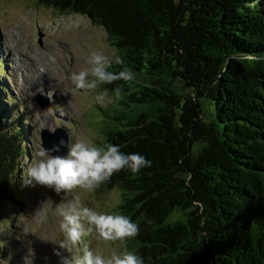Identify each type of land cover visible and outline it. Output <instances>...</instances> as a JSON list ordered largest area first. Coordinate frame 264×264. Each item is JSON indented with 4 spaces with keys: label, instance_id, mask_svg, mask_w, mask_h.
<instances>
[{
    "label": "trees",
    "instance_id": "trees-1",
    "mask_svg": "<svg viewBox=\"0 0 264 264\" xmlns=\"http://www.w3.org/2000/svg\"><path fill=\"white\" fill-rule=\"evenodd\" d=\"M38 3L102 28L124 61L109 70L135 73L104 85L122 90L101 130V145L152 161L102 185L139 225L127 250L144 264H264V0ZM2 95L0 202L17 201L26 133Z\"/></svg>",
    "mask_w": 264,
    "mask_h": 264
},
{
    "label": "rangeland",
    "instance_id": "rangeland-1",
    "mask_svg": "<svg viewBox=\"0 0 264 264\" xmlns=\"http://www.w3.org/2000/svg\"><path fill=\"white\" fill-rule=\"evenodd\" d=\"M93 50L104 51L114 61L117 59L106 32L88 18L60 14L40 5L38 0H0L2 100L9 111V122L21 117L27 146L20 157V170L14 183L19 200L0 202V264H24L23 257L28 249L34 252L33 264H59V258L53 255L56 245L52 242L60 238L54 221L42 226L33 223L32 235L18 237L22 216L30 219L39 202L47 198L60 203L63 193L58 196L45 187H26L24 175L34 150L42 144L41 131L44 129L50 132L62 129L69 135L70 142L80 139L97 145L103 142L104 113L110 115L115 103L97 104L91 96L75 91L69 81L72 72L87 66L85 59ZM29 57L34 58L30 66L26 61ZM19 59L24 65H17ZM46 83L47 93L43 91ZM39 96L46 106L41 107L37 102ZM82 195L85 206L118 214L120 193L117 188L106 190L101 186L93 194ZM118 249H127L125 242L119 244ZM98 250L107 255L110 248L101 244Z\"/></svg>",
    "mask_w": 264,
    "mask_h": 264
},
{
    "label": "clouds",
    "instance_id": "clouds-1",
    "mask_svg": "<svg viewBox=\"0 0 264 264\" xmlns=\"http://www.w3.org/2000/svg\"><path fill=\"white\" fill-rule=\"evenodd\" d=\"M113 63L123 65L122 59L115 61L104 51L93 50L86 59V67L74 71L69 77L72 88L85 96H91L100 105L113 104L121 98L122 86L109 90L103 85L123 81L131 84L136 76L129 67L110 71ZM66 155H54L62 148ZM152 161L139 153H125L115 144L97 145L86 139L68 142L63 139L48 149L39 145L33 152L31 164L24 175V186H37L53 190L60 203L51 198L39 202L31 215L20 218L18 239L33 234V223L37 226L54 221L58 225L59 239L52 242L53 255L59 264H144L143 257L135 250L118 249L119 244L135 239L139 225L123 214H112L85 206L82 194H93L111 178L127 169L134 176L141 169L150 168ZM103 244L110 248L107 255L98 250ZM67 253V255H65ZM34 252L28 249L24 264H33Z\"/></svg>",
    "mask_w": 264,
    "mask_h": 264
},
{
    "label": "water",
    "instance_id": "water-1",
    "mask_svg": "<svg viewBox=\"0 0 264 264\" xmlns=\"http://www.w3.org/2000/svg\"><path fill=\"white\" fill-rule=\"evenodd\" d=\"M37 102L40 104L41 107L46 106V103H44V99L42 96H39L37 99ZM63 139L65 143L67 144L69 142V135L66 133V131L62 129H57L54 132H50L49 130H42L41 131V141L45 148H52L54 145H57L59 141ZM54 155H66L67 154V148L64 147L61 149L59 153H53Z\"/></svg>",
    "mask_w": 264,
    "mask_h": 264
},
{
    "label": "bare ground",
    "instance_id": "bare-ground-1",
    "mask_svg": "<svg viewBox=\"0 0 264 264\" xmlns=\"http://www.w3.org/2000/svg\"><path fill=\"white\" fill-rule=\"evenodd\" d=\"M35 56L36 55H33V57L35 58ZM33 57H29V58H27L26 59V61L28 62V64H29V66H30V61L32 60V59H34ZM36 60V59H35ZM20 61H22V60H20L19 59V61H17L19 64H17L18 66H22V65H24V62L22 61V62H20ZM14 63V62H13ZM15 64V63H14ZM35 64V63H34ZM22 69V68H21ZM38 69V68H37ZM36 73L38 74V70L36 71ZM39 76V75H38ZM36 78L34 79V81H35V83H36ZM48 83V82H47ZM47 83L46 84H44V86H43V91L45 92V93H47L46 91H45V86L47 87ZM26 84V83H25ZM51 87V86H50ZM59 91V90H58ZM59 93H60V91H59ZM61 94V93H60ZM61 97H62V94H61ZM53 99V98H52ZM58 100H61V98H59ZM67 116V115H66ZM65 117V116H64Z\"/></svg>",
    "mask_w": 264,
    "mask_h": 264
}]
</instances>
